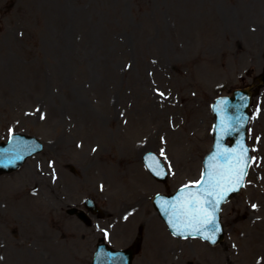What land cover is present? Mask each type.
Instances as JSON below:
<instances>
[{
	"label": "rangeland",
	"instance_id": "rangeland-1",
	"mask_svg": "<svg viewBox=\"0 0 264 264\" xmlns=\"http://www.w3.org/2000/svg\"><path fill=\"white\" fill-rule=\"evenodd\" d=\"M263 68L264 0H0V141L20 131L45 144L0 176V264H91L102 237L94 222L125 245L137 216L85 224L67 208L110 197L118 219L139 197L129 192L146 176L147 150H163L172 190L194 182L213 99L256 83ZM252 110L256 162L223 207L224 242L174 240L164 228L133 264H264V243L248 240L264 235V88Z\"/></svg>",
	"mask_w": 264,
	"mask_h": 264
},
{
	"label": "snow or ice",
	"instance_id": "snow-or-ice-1",
	"mask_svg": "<svg viewBox=\"0 0 264 264\" xmlns=\"http://www.w3.org/2000/svg\"><path fill=\"white\" fill-rule=\"evenodd\" d=\"M21 35L23 34L21 33ZM160 95L163 96L164 93H160ZM241 99L243 100V98ZM227 104L228 101L221 100L218 110L225 111L226 108L223 106ZM41 119H44L43 115ZM244 122V120L238 117L236 119V126L233 127L232 118L226 117L221 120V132L230 133L231 131H239ZM249 151L245 147L242 138L236 148H225L223 150H220L218 140L217 152L210 159H223L226 167H219L215 173L206 171L199 181L185 185L181 189V195L176 198V201L164 200L162 202V210L169 213L168 223L173 228L174 235H180L187 239L194 233H199L201 238L209 240L212 243L216 242V233L220 231L216 215L220 211L219 206L226 201L229 193L238 192L240 188L245 186L244 182L247 170L256 162L255 157L248 156ZM161 155H164L163 150L161 151ZM153 159H155L154 156ZM156 163L157 167H160L159 162L157 161ZM149 167L151 168L152 166L149 165ZM152 171L157 176L162 174V169L161 171H157L156 168H152ZM193 188L197 190L193 191ZM185 189H188V191L185 192ZM252 208H257V205L253 204ZM206 228L211 232V235L205 231Z\"/></svg>",
	"mask_w": 264,
	"mask_h": 264
},
{
	"label": "bare ground",
	"instance_id": "bare-ground-1",
	"mask_svg": "<svg viewBox=\"0 0 264 264\" xmlns=\"http://www.w3.org/2000/svg\"><path fill=\"white\" fill-rule=\"evenodd\" d=\"M5 69H6L7 71H9V66H8V64L5 65ZM3 71H5V70H3ZM135 159H136V158H135ZM137 159H138V158H137ZM137 159H136V160H137ZM246 213H247V212H246ZM156 220H157V219H156ZM255 220H256V219H255ZM250 223H251V218H250V217H247V225L249 226ZM152 232H153L152 238H154V240H156V241L159 243V242H160V233H159L158 228H157L155 225H153V227H152ZM240 237L243 238V234H242V236H240ZM247 238H248V237H247ZM243 240H244V239H243ZM243 240H239V243H242ZM248 240H249V242H251V244H253V245H255V242H257V243L263 245V243H264V235L251 234V235L249 236ZM245 242H247V241H245ZM252 247L254 248V246H252ZM155 250H156L157 253L160 252V251H159V248H156ZM257 264H263V262L260 261V262H258Z\"/></svg>",
	"mask_w": 264,
	"mask_h": 264
},
{
	"label": "water",
	"instance_id": "water-1",
	"mask_svg": "<svg viewBox=\"0 0 264 264\" xmlns=\"http://www.w3.org/2000/svg\"><path fill=\"white\" fill-rule=\"evenodd\" d=\"M261 81H264V73L262 74L261 76ZM232 101V100H231ZM233 102V101H232ZM230 105V104H229ZM234 105H236V103H232L231 106L233 107ZM245 106V105H244ZM223 117L226 118V117H230L227 113L223 114ZM4 153H7V154H11V155H15L16 152L14 150H7L5 151ZM0 171L4 169V164H9V160H13L14 157L13 156H10V157H7V158H2V154L0 153Z\"/></svg>",
	"mask_w": 264,
	"mask_h": 264
}]
</instances>
